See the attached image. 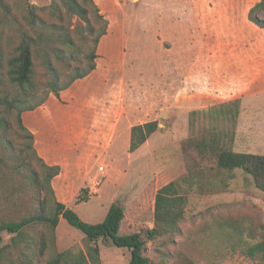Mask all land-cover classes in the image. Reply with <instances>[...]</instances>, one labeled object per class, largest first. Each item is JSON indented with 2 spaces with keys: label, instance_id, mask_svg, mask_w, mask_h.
<instances>
[{
  "label": "rangeland",
  "instance_id": "rangeland-1",
  "mask_svg": "<svg viewBox=\"0 0 264 264\" xmlns=\"http://www.w3.org/2000/svg\"><path fill=\"white\" fill-rule=\"evenodd\" d=\"M182 1L187 0H95L98 9L95 5L88 6V18L96 30L90 33L87 21L72 14L62 1L53 4L52 0H0V123L2 119L6 122L0 128V219H20L27 215L35 192L23 176L8 175L12 173L9 166L15 152L28 140L20 131L18 110L11 111L4 103L5 97L16 95L8 75L9 59L16 53L24 32L36 34L40 30L27 17L29 4H34L36 12L50 27L47 31L51 43L58 44L56 35L51 36L55 33L53 28H61L71 33L76 45L82 47L81 57L86 53L83 46L91 47L97 33L107 29L97 46V59L107 67L108 57L103 53L106 41L102 45L101 42L116 39L110 58L115 59L112 63L116 67L114 87L124 114L116 142L109 152L97 153L81 181L72 185L68 200L57 198L89 223L103 221L110 205L119 201L125 207L121 233L145 235V230L154 226L157 190L183 178L180 189L187 196V204L185 217L180 222L182 231L148 240L146 254L156 264L178 263V252L199 264H264L261 254L252 255L248 249L257 240L222 228L218 221L225 215L240 216L247 225L253 221L258 228H264V192L243 170L221 169L212 154H200L195 146L196 140L212 136L217 126L228 148L264 154V92L255 90L241 95L245 92H234L226 84L215 86L210 82L193 88L194 81L187 80L190 71L185 73L192 58L175 56L179 47L160 40L159 34L162 24L168 20L165 15L159 17L161 7L176 6L175 2ZM259 15L264 19V10ZM154 30L158 34H152ZM173 43L176 44L175 40ZM34 62V80L43 87L49 75L39 53H35ZM57 64L64 71L68 69L63 63ZM69 74L66 71L62 84L69 80ZM48 91H41L38 99L44 98ZM236 99L240 100V112L233 118L231 111L235 105L221 107V104ZM213 106L217 108L212 109ZM194 111L200 113L193 114ZM213 112L219 114L216 122L210 116ZM155 120L159 122V129L146 143L130 152L132 126ZM8 142L13 149L7 146ZM31 162L43 172L38 159ZM83 187L89 190V200L78 204L77 195ZM38 228L48 227L39 225ZM3 238V244L10 243V234L3 233ZM97 244L102 264H130L129 249L103 239ZM86 246L85 235L62 217L56 228V248L48 247L42 264H48L56 251H80L86 250ZM19 260L18 250L7 248L2 264H25Z\"/></svg>",
  "mask_w": 264,
  "mask_h": 264
},
{
  "label": "trees",
  "instance_id": "trees-1",
  "mask_svg": "<svg viewBox=\"0 0 264 264\" xmlns=\"http://www.w3.org/2000/svg\"><path fill=\"white\" fill-rule=\"evenodd\" d=\"M57 1H62L72 14H78L87 21V28L90 33L96 31L95 26L88 18L89 4L95 5L97 8L95 0H84V2L79 0H52V3L55 4ZM35 8L34 4H29L27 17L31 25L38 26L40 30L36 34H31L29 31L22 34L16 53L9 59L8 75L13 83L16 95L12 98H4V103L9 110H18L19 128L28 140V143L19 152L14 151L13 162L9 166L12 173L8 175L11 177H15L16 174L23 176L35 189V192L31 200L32 207L27 215L20 219H0V264H2V258L7 248L18 250L20 263L42 264L48 247L51 245L56 248V228L62 217L85 235L86 250L74 251L67 249L56 251L48 260V264H102L100 248L97 244L100 239L115 246L129 249L131 251L130 264H156L146 254L147 241L155 240L157 237L167 234L177 235L181 233L180 222L185 217L187 204V196L180 189V181L183 178L173 180L157 190L154 206V226L146 229L145 235L142 232L121 233V226L125 218V207L119 201H114L110 205L103 221L89 223L83 220L75 209L57 198L52 180L62 172V167L60 165H49L40 157L35 148L34 134L25 126L22 113L42 105L51 93L59 96L60 92L70 87L74 81L92 73L97 67V46L101 37L107 33V29L97 33L91 47L88 44L83 46L86 53L81 57L82 47L76 45L71 33L65 32L61 28H53L55 33L51 36L55 38L56 35L58 44L51 43L47 31L50 27L47 21L36 12ZM261 10H264V0H260L250 9L249 19L264 28V19L259 15ZM35 53L40 54L42 63L49 75V80L43 87L37 85L34 80ZM57 63H63L68 67L66 71L70 73L69 80L64 84L61 83V79L66 71L61 69ZM73 63L76 64L73 66ZM44 89H49L47 95L38 99L39 93ZM229 104L235 105V108L231 111V117H237L240 112V100L236 99L223 103L221 107ZM215 108L217 106H213L212 109ZM199 113V111L193 112V114ZM215 113H210L213 122H216L215 119L219 116ZM5 124V120L2 119L0 128L4 127ZM158 129L159 122L157 120L132 126L130 152H134L146 143L149 137ZM3 137L5 138V136ZM223 139V132H220L219 128L215 126V133L210 137L203 136L196 140L195 146L200 154H212L216 158L219 168L230 172L235 169L243 170L253 178L255 185L264 192V154L235 151L230 147L228 148ZM7 146L13 149L11 142H8ZM32 159H38L42 163V173L30 164ZM43 193L46 194L45 198L42 197ZM88 200L89 190L83 187L77 195V203ZM218 221L222 228L227 227L240 235L246 234L257 240L249 246V252L252 255L261 254L264 260V228H258L253 221H250V224L247 225L244 217L240 216L225 215L219 217ZM39 225H46L48 228H38ZM3 233L11 235L10 243L3 244ZM178 256L180 260L176 264H199L183 252H178Z\"/></svg>",
  "mask_w": 264,
  "mask_h": 264
},
{
  "label": "crops",
  "instance_id": "crops-1",
  "mask_svg": "<svg viewBox=\"0 0 264 264\" xmlns=\"http://www.w3.org/2000/svg\"><path fill=\"white\" fill-rule=\"evenodd\" d=\"M259 1L187 0L161 7L159 17L165 15L168 20L159 29L160 40L179 47L175 56L192 58L185 73L190 71L187 80L194 81L193 88L210 82L245 92L241 95L264 92V28L249 19L250 9ZM103 41L107 67L97 59L96 69L88 76L74 81L59 96L51 93L44 105L22 113L40 157L62 167L52 180L62 200L70 198L72 185L81 181L97 153L111 150L123 119L114 87L115 59L110 58L116 39H104L101 45Z\"/></svg>",
  "mask_w": 264,
  "mask_h": 264
},
{
  "label": "built area",
  "instance_id": "built-area-1",
  "mask_svg": "<svg viewBox=\"0 0 264 264\" xmlns=\"http://www.w3.org/2000/svg\"><path fill=\"white\" fill-rule=\"evenodd\" d=\"M104 168V166H101V169H103Z\"/></svg>",
  "mask_w": 264,
  "mask_h": 264
}]
</instances>
